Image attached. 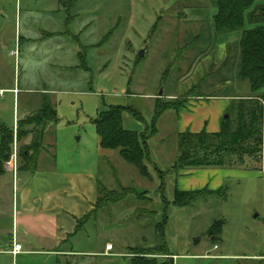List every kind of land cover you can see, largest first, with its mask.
Returning <instances> with one entry per match:
<instances>
[{
    "label": "rangeland",
    "instance_id": "rangeland-1",
    "mask_svg": "<svg viewBox=\"0 0 264 264\" xmlns=\"http://www.w3.org/2000/svg\"><path fill=\"white\" fill-rule=\"evenodd\" d=\"M215 12L209 0H0V45L6 46L19 13L51 38L32 58V69H39L32 85L48 82L55 90L57 118L46 126L33 170L19 169L18 161L13 179L3 162L0 264H61L64 254L55 251H69L71 264H131L133 250L157 245L165 246L173 264H264V116L259 157L216 168L173 166L181 109L191 101L209 107L213 97L250 93L248 82L223 66L235 43L217 42ZM12 43L17 56L5 55L21 81L26 69L18 64V41ZM102 100L137 110L140 119L124 111L123 126L147 135L156 100L181 105L161 115L148 139V178L117 150L99 147L94 120ZM0 123L13 127L9 93L0 100ZM29 141L17 142L18 150ZM120 186L146 193L97 208L103 187ZM175 188L202 189V195L185 207L166 204ZM218 220L221 231L213 241L208 231ZM12 237L21 245L17 255L7 252Z\"/></svg>",
    "mask_w": 264,
    "mask_h": 264
},
{
    "label": "trees",
    "instance_id": "trees-1",
    "mask_svg": "<svg viewBox=\"0 0 264 264\" xmlns=\"http://www.w3.org/2000/svg\"><path fill=\"white\" fill-rule=\"evenodd\" d=\"M216 8L212 16L211 27L214 36L239 31L240 37L234 45L233 56L227 55L224 67L235 70L238 80H246L249 95L237 96L226 110L227 117H221L217 132L178 133V155L174 161L175 169H203L233 166L243 162L244 157L256 158L261 155L263 143L264 116V0H209ZM246 23L252 27L247 28ZM83 59L82 56H80ZM87 69L86 66L84 67ZM187 97L194 96L190 93ZM197 95L196 97H198ZM103 110L99 109L94 120L98 145L104 150H117L120 157L133 165L144 178L150 176L147 163L150 159L148 139L157 132L156 123L166 110L178 112L180 104L170 101L155 102L149 135L123 126V113L128 111L135 118H141L139 112L130 105L109 104L102 100ZM230 111L235 115L232 118ZM56 110L47 95H43L36 112L17 121L16 138L20 142L27 136L30 141L19 147V169L33 170L38 155L45 147L43 137L47 124L56 122ZM12 127L0 123V175L3 162L9 157L12 146ZM204 189V188H203ZM222 189V188H221ZM219 189H217L218 191ZM120 191V192H119ZM215 191V190H214ZM97 198V208L118 202L128 195L143 197L145 191L139 192L133 187L120 186L116 190L102 188ZM202 195V189H174L171 201L166 204L185 207ZM158 229L163 237V225ZM221 221L211 225L208 235L213 241L221 231ZM154 255V256H152ZM155 256H164L159 260ZM131 264H173V258L164 245H157L150 250L135 249L130 258Z\"/></svg>",
    "mask_w": 264,
    "mask_h": 264
},
{
    "label": "crops",
    "instance_id": "crops-1",
    "mask_svg": "<svg viewBox=\"0 0 264 264\" xmlns=\"http://www.w3.org/2000/svg\"><path fill=\"white\" fill-rule=\"evenodd\" d=\"M189 13H190L189 9H187L184 12V14H186L187 17H192L190 16ZM17 17H18V21L16 20L14 29L12 32H10L11 35L9 37L8 42L6 43V46L0 45V88L11 89L15 87L18 89L16 104L14 102V94L11 92H7L11 94L12 97L13 119H14V114L18 119L19 116L25 117L34 113L39 108L41 101L43 99V95L48 96L52 105L55 104L53 98V94L55 90L51 87H48V82L46 83L43 82L45 85H42V87H36L32 85L36 81L38 82L39 79L38 78L39 69L38 68L36 69L37 72L32 69V58L35 56L36 51L39 52V48H40L39 43H43V44L47 43L46 41H49L51 38L48 39L44 38L45 36L44 34L46 33V31L39 29V27H37L31 20L29 19L22 20L21 13H19ZM48 34L51 33L47 32V35ZM239 37H240V32L234 31L219 35L217 38V42H219V44H224L225 46L227 45L228 47L230 44L236 43V41L239 40ZM13 41H14V45L18 41V48H19L18 64L19 66H21V64L23 63L26 69L25 75H27V78L22 79L21 81H20V76H18L19 78L18 77L16 78L15 73L12 72L11 63L8 60L7 56L5 55L6 51H8L9 55H12V53L15 52V49H17L16 47H14L13 49L11 48ZM80 52H81L80 46L76 45L74 48V55L77 56L78 54H80ZM47 67L50 68L51 63H48V65H46L44 69H46ZM235 97H225V96L213 97L212 98L213 104L212 106L209 107L206 106L204 102L197 103L191 101L190 102L191 104L187 107V109L184 110L181 109L178 112V119L179 122L181 123L178 133L184 132L186 130H189L191 132H199L201 130H205L207 132L219 131L220 119L222 117V114L226 112L229 106V102ZM13 241H15V239L12 237V242ZM10 250L11 249L7 250V252H9ZM55 252L59 254H64L63 255L64 259L61 262V264H71L70 261L72 259L67 257V256H72V255H67L69 251H55ZM104 253L109 254L106 251Z\"/></svg>",
    "mask_w": 264,
    "mask_h": 264
},
{
    "label": "built area",
    "instance_id": "built-area-1",
    "mask_svg": "<svg viewBox=\"0 0 264 264\" xmlns=\"http://www.w3.org/2000/svg\"><path fill=\"white\" fill-rule=\"evenodd\" d=\"M14 54L17 55V51H15ZM7 92H11L14 94V102L16 104V97H17L18 89L15 87L11 89L0 88V100H3L5 98V95ZM12 129H13V147L9 155V158L6 161H4V169L8 173H12V176L14 179L18 171V161H19V154H18V147H17L18 141L16 138L17 118L15 114H14ZM214 247H216V245ZM105 249H106L105 251L108 252V250L111 249V245L107 244ZM20 250H21V245L13 241L12 248L9 252L13 255H16Z\"/></svg>",
    "mask_w": 264,
    "mask_h": 264
},
{
    "label": "water",
    "instance_id": "water-1",
    "mask_svg": "<svg viewBox=\"0 0 264 264\" xmlns=\"http://www.w3.org/2000/svg\"><path fill=\"white\" fill-rule=\"evenodd\" d=\"M159 95H161V93ZM224 117H227V114H225ZM197 241L198 240H194V243H196Z\"/></svg>",
    "mask_w": 264,
    "mask_h": 264
}]
</instances>
